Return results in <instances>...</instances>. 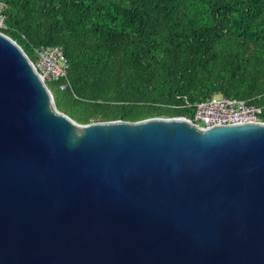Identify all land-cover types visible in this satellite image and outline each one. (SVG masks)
I'll list each match as a JSON object with an SVG mask.
<instances>
[{
	"label": "water",
	"instance_id": "95a60500",
	"mask_svg": "<svg viewBox=\"0 0 264 264\" xmlns=\"http://www.w3.org/2000/svg\"><path fill=\"white\" fill-rule=\"evenodd\" d=\"M0 264H264V121L79 123L0 31Z\"/></svg>",
	"mask_w": 264,
	"mask_h": 264
},
{
	"label": "trees",
	"instance_id": "16d2710c",
	"mask_svg": "<svg viewBox=\"0 0 264 264\" xmlns=\"http://www.w3.org/2000/svg\"><path fill=\"white\" fill-rule=\"evenodd\" d=\"M0 2V31L32 61L61 47L66 77L45 83L79 123L190 117L215 93L264 104V0Z\"/></svg>",
	"mask_w": 264,
	"mask_h": 264
},
{
	"label": "built area",
	"instance_id": "2783aa9c",
	"mask_svg": "<svg viewBox=\"0 0 264 264\" xmlns=\"http://www.w3.org/2000/svg\"><path fill=\"white\" fill-rule=\"evenodd\" d=\"M4 3L0 2V30L6 28ZM36 59L33 62L36 70L45 81L65 78L68 63L60 46L41 45L34 48ZM68 82L60 84L64 89ZM263 105L249 103L246 100L227 97L221 93L210 95L192 105L190 120L199 126L208 127L216 124L240 122H262Z\"/></svg>",
	"mask_w": 264,
	"mask_h": 264
}]
</instances>
